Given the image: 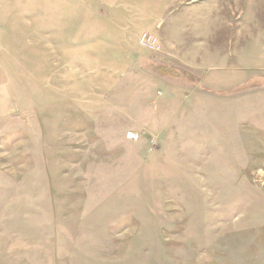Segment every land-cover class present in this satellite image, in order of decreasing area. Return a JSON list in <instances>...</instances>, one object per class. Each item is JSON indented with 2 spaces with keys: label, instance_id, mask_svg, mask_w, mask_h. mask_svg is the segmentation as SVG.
I'll list each match as a JSON object with an SVG mask.
<instances>
[{
  "label": "rangeland",
  "instance_id": "obj_1",
  "mask_svg": "<svg viewBox=\"0 0 264 264\" xmlns=\"http://www.w3.org/2000/svg\"><path fill=\"white\" fill-rule=\"evenodd\" d=\"M263 21L264 0H0V264H264ZM217 39L239 76L212 73Z\"/></svg>",
  "mask_w": 264,
  "mask_h": 264
},
{
  "label": "crops",
  "instance_id": "obj_2",
  "mask_svg": "<svg viewBox=\"0 0 264 264\" xmlns=\"http://www.w3.org/2000/svg\"><path fill=\"white\" fill-rule=\"evenodd\" d=\"M261 31L262 32L257 33V34L260 35L261 33H263L264 32L263 28L261 29ZM260 36L262 37V42L264 43V37L262 35H260ZM217 42H219V39H217L216 41H213L212 40V45H211V49H212V51H211V54H212L211 55L212 73L214 71H216L219 74L218 68L220 66H222V67L226 66L225 72L227 73V76H229V75L234 76L235 74H237L239 76V74H242L243 71H244V69H246V67L248 66V63H247V65H243V64H245V60L246 59H245V56L244 55H241L240 54V51H241L240 46L238 44H236V43H233V46H231V50L232 51H230L229 53H227V56H226L225 59H221L220 60V58L218 56L219 55L218 54V52H219V43H217ZM221 48H222V45H221ZM251 50H252L253 54L251 56L252 57V60L250 62V67H254V68L257 67L259 69L260 64L257 63V62H259L258 59L261 56L259 52L263 53V56H264V47L261 48V49H259V47L254 46V47L251 48ZM224 61H226V65H224V63H225ZM216 63H218L217 66H215ZM241 66H244L242 68V73L240 72V70H241L240 67ZM255 71L256 72L254 73V75H257L259 72L257 70H255ZM243 79H245V78H243ZM238 80H239V77H238V79H235L234 78V82L235 81L238 82ZM250 80L254 83V87H255V84L259 83V84L256 85L257 88H258V90H259V92H260V99H259L260 102H259V105L264 104V74L261 75V76L258 74V76H255V77L250 78ZM250 80H247V81H250ZM230 84H231V82H230ZM233 94L234 93L230 92L229 94H225L224 96H227V95L233 96L232 99L235 100V98H234L235 95H233ZM261 98H262V100H261ZM236 100H238V98H236ZM261 114H262V116L264 118V112H261Z\"/></svg>",
  "mask_w": 264,
  "mask_h": 264
}]
</instances>
